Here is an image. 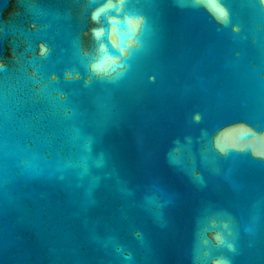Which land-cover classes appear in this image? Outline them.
<instances>
[{"label":"water","instance_id":"95a60500","mask_svg":"<svg viewBox=\"0 0 264 264\" xmlns=\"http://www.w3.org/2000/svg\"><path fill=\"white\" fill-rule=\"evenodd\" d=\"M262 151L264 0H0V264H264Z\"/></svg>","mask_w":264,"mask_h":264},{"label":"snow or ice","instance_id":"6c2138e0","mask_svg":"<svg viewBox=\"0 0 264 264\" xmlns=\"http://www.w3.org/2000/svg\"><path fill=\"white\" fill-rule=\"evenodd\" d=\"M221 14H223L222 10H221ZM215 147L219 152L224 153V152L228 151L229 149L234 148L235 145L227 143L225 138L223 137V134H222L221 136L216 137ZM253 154L260 157V158H264V151L259 152V153L253 152Z\"/></svg>","mask_w":264,"mask_h":264}]
</instances>
